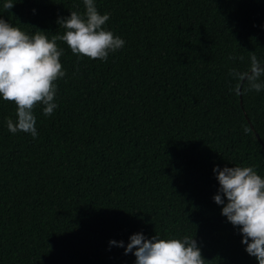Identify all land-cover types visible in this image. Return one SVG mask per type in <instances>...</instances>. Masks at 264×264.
<instances>
[{"label": "trees", "instance_id": "trees-1", "mask_svg": "<svg viewBox=\"0 0 264 264\" xmlns=\"http://www.w3.org/2000/svg\"><path fill=\"white\" fill-rule=\"evenodd\" d=\"M6 2L0 18L49 39L58 18L85 11ZM94 3L124 47L99 61L57 42L66 75L53 114L33 110L36 138L7 130L15 105L0 98V264H135L125 247L137 233L193 236L206 264H257L213 201V168L264 178V90L236 95L229 75L250 52L264 65V0Z\"/></svg>", "mask_w": 264, "mask_h": 264}, {"label": "clouds", "instance_id": "clouds-1", "mask_svg": "<svg viewBox=\"0 0 264 264\" xmlns=\"http://www.w3.org/2000/svg\"><path fill=\"white\" fill-rule=\"evenodd\" d=\"M16 2L7 0L3 7L11 10ZM83 5V14L73 11L68 17L57 19L64 31L51 39L44 31L35 30L29 35L0 18V98L15 105V119L5 120L10 133L22 132L36 138L34 108L43 105L45 116H51L57 108L55 82L66 75L58 41L66 44L73 55L99 61H106L110 53L124 47L123 39L103 27L110 14H100L94 0H83ZM249 59L246 71L229 72L236 80L231 89L236 95L264 90V65L254 52L249 53ZM213 172L219 184L213 201L223 205L221 215L227 222L239 228L246 253L255 257L257 264H264V178L253 167L213 168ZM128 253L134 255L135 264H206L193 236L160 239L155 235L146 239L141 233L133 234L125 247V254Z\"/></svg>", "mask_w": 264, "mask_h": 264}, {"label": "water", "instance_id": "water-1", "mask_svg": "<svg viewBox=\"0 0 264 264\" xmlns=\"http://www.w3.org/2000/svg\"><path fill=\"white\" fill-rule=\"evenodd\" d=\"M255 137L258 139L259 138V136L257 135V134H255Z\"/></svg>", "mask_w": 264, "mask_h": 264}]
</instances>
